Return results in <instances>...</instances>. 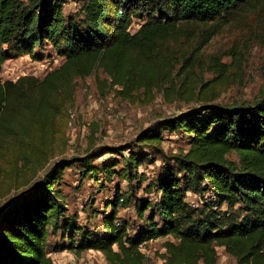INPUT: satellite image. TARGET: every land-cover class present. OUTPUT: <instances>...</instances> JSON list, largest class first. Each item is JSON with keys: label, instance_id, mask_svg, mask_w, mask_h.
I'll return each mask as SVG.
<instances>
[{"label": "trees", "instance_id": "obj_1", "mask_svg": "<svg viewBox=\"0 0 264 264\" xmlns=\"http://www.w3.org/2000/svg\"><path fill=\"white\" fill-rule=\"evenodd\" d=\"M82 1L80 12L66 16L63 0H0V73L10 59H38L45 45L63 59L43 77L0 78V158L9 153L12 162H41L56 118L74 101L76 80L95 72L106 75L97 79L104 87L125 98L142 89L179 97L186 82L177 87L174 80L195 67L193 41H208L220 21L259 0ZM136 20L141 23L132 32ZM163 123L189 135L180 160L189 174L180 178L172 166L161 168L150 184L156 200L135 202L144 225L131 232L121 222L118 208L129 201L119 189L103 216V232L84 228L76 216L69 219L55 188L71 166L63 159L40 183L0 204V264H54L49 237L63 227L70 229L69 242L54 251L93 249L108 264H149L142 245L167 236L176 241H165L166 264H216V246L236 264H264V96L248 106H200ZM140 137L160 143L162 133L149 130ZM231 152L240 166L228 159ZM128 161L121 172L131 180V168L143 158ZM85 164L98 180L95 166ZM114 167L107 163L103 169L112 176ZM189 191H211L215 198L195 206L187 200Z\"/></svg>", "mask_w": 264, "mask_h": 264}, {"label": "rangeland", "instance_id": "obj_2", "mask_svg": "<svg viewBox=\"0 0 264 264\" xmlns=\"http://www.w3.org/2000/svg\"><path fill=\"white\" fill-rule=\"evenodd\" d=\"M63 1L66 16L80 12L82 0ZM140 23L138 20L133 23L132 32ZM217 26L208 41H193L197 47L195 67L191 73L181 74L174 80L175 86L180 80L186 82L179 97H175L174 92L175 95L166 97L162 91L150 93L142 89L131 98H125L97 80L106 77L102 71L77 79L74 101L56 118L54 138L48 143L50 148L41 162H25L24 159L12 162L14 155L9 153L0 158V204L40 183L55 164L65 159L71 166L64 170L55 188L69 219L76 216L84 228L94 233L103 232V216L111 212L108 205L114 202L119 189L129 201L128 206L118 208L121 222L127 221L131 232L144 225L145 218L142 221L137 216L135 202L136 199L156 200V190L150 188V184L161 168L172 166L180 178L189 174L180 162L189 149V135L181 129L170 131L163 122L200 106H248L264 96V0L248 3ZM41 52L38 59L23 55L6 61L0 78L16 81L24 75L43 77L63 60L50 45H45ZM149 130L161 131L160 143L141 139ZM136 155L143 161L137 169L131 168L134 178L130 180L121 170L127 168L129 158ZM227 157L240 166L236 152ZM85 163L95 166L98 180ZM107 163L115 165L116 173L112 176L103 169ZM214 198L211 191L187 193V200L195 206H203ZM222 208L227 209V206L224 204ZM69 233L70 229L63 227L49 237L47 250L49 255L56 252L54 264H67L81 258H91L95 264H108L93 249L54 251L56 244L69 242ZM81 237L75 234L74 242L79 243ZM167 240L176 241L167 236L142 245V252L150 258L149 264H166L162 254ZM216 253V264H236V259L224 247L216 246Z\"/></svg>", "mask_w": 264, "mask_h": 264}, {"label": "built area", "instance_id": "obj_3", "mask_svg": "<svg viewBox=\"0 0 264 264\" xmlns=\"http://www.w3.org/2000/svg\"><path fill=\"white\" fill-rule=\"evenodd\" d=\"M67 264H95V261L91 258H88V260H84L81 258L80 260H70L67 262Z\"/></svg>", "mask_w": 264, "mask_h": 264}, {"label": "crops", "instance_id": "obj_4", "mask_svg": "<svg viewBox=\"0 0 264 264\" xmlns=\"http://www.w3.org/2000/svg\"><path fill=\"white\" fill-rule=\"evenodd\" d=\"M55 253H56V252H54V254H55ZM50 254H51V253H50ZM54 254L50 255V256L52 257V259H54V257H55Z\"/></svg>", "mask_w": 264, "mask_h": 264}]
</instances>
